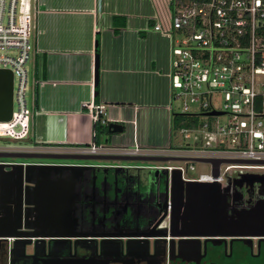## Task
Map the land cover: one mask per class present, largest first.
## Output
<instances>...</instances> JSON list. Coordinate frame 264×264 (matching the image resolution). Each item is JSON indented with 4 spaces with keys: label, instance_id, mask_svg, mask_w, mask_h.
<instances>
[{
    "label": "built area",
    "instance_id": "2783aa9c",
    "mask_svg": "<svg viewBox=\"0 0 264 264\" xmlns=\"http://www.w3.org/2000/svg\"><path fill=\"white\" fill-rule=\"evenodd\" d=\"M173 1L168 0L165 9L155 10L150 17L154 25L147 30L168 40L178 31L188 34L186 39L176 41V46L173 39L170 41V99L173 89L180 90L175 93L176 98L189 95L194 101L201 99L203 113L218 111L229 115L226 123L215 126L204 123L200 129L192 127L195 148L187 144L188 149L182 151L141 148L138 141L129 147H102L95 144L94 131L92 141L77 149L53 147L47 149L50 151H43L45 149L36 145L35 149L25 151L175 157L185 163H199L192 159L232 161L220 164L218 176L213 175L211 164L205 163L210 166V173L200 174L197 178L187 177L188 173L195 171L190 164L185 167L151 166L152 169L167 171L168 177L177 169L185 181L222 185H226L227 179L235 174L264 173V0H177L175 12L171 9ZM31 11L33 0H0V69L10 70L13 74L12 118L9 122L0 123V135L11 134L14 139L26 136L27 93L31 77L28 63L32 50L38 51L30 43ZM39 13L36 0L35 19ZM213 88L224 93L222 111L213 107ZM81 110L93 125L110 122L101 120L100 116H105V108L94 102L93 95L81 103ZM185 111H188V106L184 102ZM182 132L188 139V131ZM4 149L0 147V151H8Z\"/></svg>",
    "mask_w": 264,
    "mask_h": 264
},
{
    "label": "crops",
    "instance_id": "0c3cea01",
    "mask_svg": "<svg viewBox=\"0 0 264 264\" xmlns=\"http://www.w3.org/2000/svg\"><path fill=\"white\" fill-rule=\"evenodd\" d=\"M167 1L37 0L40 13L35 19V47L38 51L33 56L35 145L18 148L35 149L38 145L39 149L71 150L88 145L95 130L81 110V103L92 95L94 102L105 108L102 118L115 123L117 116L121 118L128 110V105L135 106V112L141 111V106L160 107L165 85L163 70L159 72L158 68L167 54L169 61L170 41L158 34L160 38L156 39L160 42L153 47L154 32L147 30L153 22L150 17L156 9H165ZM120 23L124 26L118 27ZM96 55L99 67L95 95ZM171 109V104L164 105L165 111ZM133 125V139L140 142L136 118Z\"/></svg>",
    "mask_w": 264,
    "mask_h": 264
},
{
    "label": "flooded vegetation",
    "instance_id": "af4514ba",
    "mask_svg": "<svg viewBox=\"0 0 264 264\" xmlns=\"http://www.w3.org/2000/svg\"><path fill=\"white\" fill-rule=\"evenodd\" d=\"M167 176L143 170H88L73 185L51 186L58 193L49 196L51 207L70 203L73 227L68 233L73 236L39 242L34 238L26 245L8 240V247L0 240V264H264V238H224L220 243L200 238L184 242L192 247L181 251V240L196 238L173 237L167 230L170 204L180 196L166 184ZM230 178L240 206L264 204V173Z\"/></svg>",
    "mask_w": 264,
    "mask_h": 264
},
{
    "label": "water",
    "instance_id": "95a60500",
    "mask_svg": "<svg viewBox=\"0 0 264 264\" xmlns=\"http://www.w3.org/2000/svg\"><path fill=\"white\" fill-rule=\"evenodd\" d=\"M98 56L94 62V94L98 86ZM13 113V74L0 69V123L9 122ZM222 112L210 111L200 114L204 117L220 116ZM107 132L120 134L123 126L115 122L107 124ZM1 159L73 160V161H114L125 163H166L179 161L175 157H131L118 155H83L74 153H50L33 151H0ZM194 162L211 164L214 176H218L221 163L228 160L192 159ZM88 170L97 171H167L152 169L151 166H117L114 168L96 165H52L47 163L0 164V240L30 244L40 238L72 237L68 232L72 212L69 202L51 207V194H58L51 186H69L83 178ZM72 180L68 182L65 178ZM170 178V179H169ZM170 181V182H169ZM237 182V181H236ZM232 179L226 185L216 182H196L182 179L180 170H173L167 176L166 184L179 192L176 204H170L168 232L173 237L196 238L181 240V251L192 246L184 242L199 241L200 238L242 239L264 238V204L257 202L246 207L238 203L239 194L231 192ZM57 203V202H56ZM64 219V220H63ZM183 257L184 255H180Z\"/></svg>",
    "mask_w": 264,
    "mask_h": 264
},
{
    "label": "rangeland",
    "instance_id": "374dc122",
    "mask_svg": "<svg viewBox=\"0 0 264 264\" xmlns=\"http://www.w3.org/2000/svg\"><path fill=\"white\" fill-rule=\"evenodd\" d=\"M36 9V0H33V11H31V20H30V43L32 47L35 46V38H36V20H35V12ZM188 34L177 33L168 41H173V45L176 46L178 42L182 39H186ZM153 44L151 46L157 47V43L160 41L157 40L160 36L156 33L153 34ZM157 38V39H156ZM163 45L165 46L166 40L163 39ZM178 41V42H176ZM169 43V42H168ZM166 47V46H165ZM165 47L163 49H165ZM170 49L169 57H170ZM159 52L161 49L158 50ZM151 53V50H149ZM156 53V50L153 51V54ZM149 54V53H148ZM35 52L32 50L31 59L28 63V67L31 69V77L29 76V85H28V93H27V102H28V116L26 118L27 123V132L26 136L21 139H14L11 134H3L0 135V147H5L4 150L8 151H23L22 148L18 147H32L35 145V122H34V114H35V71H34V60L33 56ZM153 56V55H152ZM148 56V57H152ZM154 57V56H153ZM159 72L161 69L163 70V78H164V96L161 98L163 104L160 107H155V109H149L148 107H142L141 111L135 112V106L127 107V111L125 114L119 118L117 123L123 126V132L120 134H110L105 130V126H98L96 134H97V142L98 145L102 147H129L133 146L137 139H133L135 133V126L133 125V120L136 118L139 122V134H140V142L138 141L141 148H154V149H173L176 151H182L188 149L186 147L187 144H190V148H195V136L194 133L191 132L192 126L188 127L182 123H177L174 119V114H188V115H197L196 116V126L198 129L202 127L204 123H210L211 125L223 124L230 118L229 115H221V116H212V117H204L200 114L203 113L201 108V99L199 101H194L191 96L187 95L184 97L181 95L179 98L175 97V93H178L180 90H172V99H170V89H169V69L170 62L168 61V54L164 57L162 62L159 64ZM263 79V78H262ZM161 80V79H160ZM229 87V84H228ZM212 92V104L215 109L222 111V103L224 101V93L221 89L213 88ZM186 103L188 106V111L183 112V103ZM143 105V101L139 102ZM172 109L170 112L164 110V105H170ZM163 105V106H162ZM108 108V107H107ZM144 109V110H143ZM218 112V111H217ZM111 114V113H110ZM101 125V124H100ZM191 125V124H190ZM107 129V128H106ZM182 130H187L189 134V138H184V133ZM67 148V147H66ZM28 150L27 148L24 149ZM50 151V150H43ZM0 161H7L12 163H58V164H84V165H120V164H132V165H143V166H182L192 165L195 167V171L192 173H188V178H197L200 174H209L210 166L205 163H191L184 161H171L168 163H125V162H112V161H73V160H34V159H1ZM10 241H7V247L10 246ZM256 263H259L256 261ZM252 264V263H251Z\"/></svg>",
    "mask_w": 264,
    "mask_h": 264
},
{
    "label": "trees",
    "instance_id": "16d2710c",
    "mask_svg": "<svg viewBox=\"0 0 264 264\" xmlns=\"http://www.w3.org/2000/svg\"><path fill=\"white\" fill-rule=\"evenodd\" d=\"M175 1H177V0H174L173 1V5L171 4V9L173 10V12H175ZM113 20V25L115 24V18H113L112 19ZM153 24V22H150L149 23V26L151 27V26H153L152 25ZM118 27H123L124 26V24H119V25H117ZM179 33H180V31H178ZM98 53H99V51H98V42H97V46H96V54L98 55ZM98 88V87H97ZM96 91H97V89H96ZM196 116L197 115H188V114H174V119H175V121L179 124V123H182V124H184L185 126H188V127H190V126H192V127H197L196 126ZM100 118H101V120H103V118H102V116H100ZM101 124V125H100ZM191 124V125H190ZM98 126H100V127H102V126H105V130H107L106 128H107V125H104V124H102L101 122H97V123H95L94 124V130H95V137H94V142H95V144L96 145H98V142H97V134H96V131H97V128H98Z\"/></svg>",
    "mask_w": 264,
    "mask_h": 264
}]
</instances>
